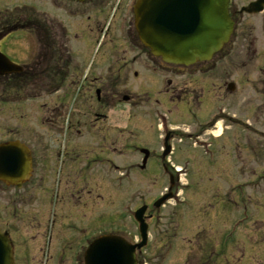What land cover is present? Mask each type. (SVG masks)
Returning a JSON list of instances; mask_svg holds the SVG:
<instances>
[{
    "label": "rangeland",
    "instance_id": "obj_1",
    "mask_svg": "<svg viewBox=\"0 0 264 264\" xmlns=\"http://www.w3.org/2000/svg\"><path fill=\"white\" fill-rule=\"evenodd\" d=\"M22 7H30L39 13H45L58 19L66 27L74 68L70 71L72 79L66 80L64 88L55 95L31 84L24 85L19 90V87L9 88L5 86V82H1L0 138L6 139L7 134L13 139L49 142V128L55 116L60 114L58 113L60 108L62 109L60 123H64L70 114L68 116L70 124L75 125L71 136L69 132L65 140L61 139L71 151L85 149L86 155L92 154L94 149L99 150V139L106 137L107 134L108 140L105 142L102 139V148L105 150L96 151V154H101L102 162L97 164L95 175L90 179L95 190L89 195L85 194L86 209L81 211L72 209L68 214H71L75 221L84 222L86 240L98 235L119 232L120 235H126L130 242H139L141 240L139 225L134 219V214L143 205L148 207L150 205L146 213L147 217L150 213L152 215V220H147L150 225L149 242L138 254L140 264H200L202 256L212 255L211 248L216 251H213V260L229 256V264H254V258L264 261V112L259 118V111L255 109L259 97L264 103V86H260L263 85V81L257 74L255 62L247 70L237 71L235 69L239 66L240 58L232 56L228 61L230 79L235 78L240 82L241 91L229 96L227 104L230 106L226 109L231 116L236 117V120L239 118L246 122L249 129L243 133L240 148L230 141L227 149L229 152L225 150L223 158L216 159V164L222 161V168H217L213 165L214 158L205 155L206 149L201 148L199 142L196 145L195 141L193 143L185 135L201 122L207 121V116H212V111L210 113V109L205 107L206 102L198 106L197 100L194 102V98H190V108L194 109L196 106V109L200 110H191L192 113L201 116L199 120H193L187 114L181 113L182 109L179 110L178 106L183 105L182 103L171 101L167 106L163 103L161 107H155L154 102L159 99L157 96L146 99L145 90L150 91V88H145V64L148 65V69L154 65L147 59L152 58L151 54L149 53L147 57L143 46L134 39V36L132 37L135 29L133 28L132 35L128 34L131 29L129 22L133 23L132 7L124 13L125 17L119 16L120 13L117 12L115 17H110L112 19L110 21L111 13L94 15V12L89 11L90 6H79L68 0H0V18L5 13L13 14L17 8ZM88 15L93 16L91 20ZM96 23L103 24L102 28L107 29L101 33ZM243 31L244 25L237 26L236 36L231 42L240 41ZM247 31L256 34L252 30ZM29 33L24 30L12 32L0 42V51L14 63L22 66L33 64L43 45L37 36ZM218 56L221 57L222 53ZM222 67L218 66L212 78L216 85H219L222 79L229 78ZM136 72L139 73V77L135 75ZM146 72L152 73L149 70ZM166 74L160 77V81L164 79L163 88L166 87L168 80ZM76 75L79 77L75 78ZM87 75L89 78L84 80ZM99 77H102L104 83L110 87H100L98 84L92 88L89 79ZM197 79L203 83L202 86L209 87L205 78ZM157 86L153 85V88ZM101 88L103 95H108L107 92L111 90L110 93L117 97L115 107H107L102 103L98 105L96 90ZM78 89L80 92L75 99ZM257 91L260 95L256 94ZM142 92L144 93L141 94ZM133 93L142 96L136 98ZM153 93L158 95L157 92ZM124 95L136 99L125 102L122 100ZM221 95L222 93L212 94L213 103L219 108L222 106L225 108L227 105L222 101ZM207 96L209 98V94ZM104 98L103 96V100ZM66 105L67 107H63ZM100 105L104 109L102 114H106L108 118L101 120L94 128L86 124L89 119H93L87 117L89 114L84 116L83 113H88V109L76 111ZM226 123H230L228 119ZM65 125L68 126L67 123ZM161 125L164 127L160 128ZM175 128H178L177 131L172 133L180 134L175 135L174 154L165 161L155 157L147 164V168L142 167L144 156L137 151V147L160 155L164 151L165 134ZM78 130L84 135H80ZM233 131L236 132L229 131L230 138ZM110 147H115L117 151L111 153ZM49 153L47 163L48 167L50 166L48 170H51L55 162ZM41 163L39 161L37 175H40L42 170ZM72 165L75 173L69 176L75 177L81 169L77 164ZM175 169L183 170L180 175L181 181L178 183L179 197H174L161 208H155L154 203L167 194L170 178L179 175ZM74 177H65L63 186L69 185L65 197L70 198L73 193L83 196L82 193L78 195L76 190L71 189ZM47 179V184L48 181H52L51 178ZM51 184L53 186V181ZM174 186L177 188V183ZM173 193L175 195V188ZM219 195L224 202L223 215L228 218L226 227L221 225L222 221L220 225H215L216 221H212V218L218 210L209 209L217 202ZM42 197L43 194L36 193L26 206L27 210H33L32 213L39 218L48 217L50 213ZM78 202L81 201H68L67 207L71 205L75 208L81 204ZM1 204L2 201L0 206ZM5 212L11 214L12 209H5ZM12 222L20 223L21 228H24V221L19 222V218L13 219ZM216 233L218 241L214 240ZM74 234L69 230L67 235L62 230L59 236L74 238L76 241L82 238ZM56 240L58 248L54 244L55 249L62 245L68 246V240L61 241L58 237ZM88 242L91 241H85L83 246L87 247ZM203 245L205 247H201ZM73 249H76V246ZM66 256L63 264H85L78 250L73 253V250L70 252L67 248ZM238 260H241V263H236ZM47 263L45 253L43 256L32 253L30 257L19 261V264ZM55 264H61L60 259H56Z\"/></svg>",
    "mask_w": 264,
    "mask_h": 264
},
{
    "label": "flooded vegetation",
    "instance_id": "obj_2",
    "mask_svg": "<svg viewBox=\"0 0 264 264\" xmlns=\"http://www.w3.org/2000/svg\"><path fill=\"white\" fill-rule=\"evenodd\" d=\"M70 1V0H68ZM72 2V1H70ZM136 0H88L83 4H77L76 2H72L73 4L77 5H83V6H90L92 12L95 14H103L106 13H112L113 11L115 13L119 12V16H124V13L128 12L129 7H132V16L134 12V5ZM83 13V12H82ZM229 13L232 19L235 21V33L237 30V26L244 25V31L241 34V40L236 42H230L228 46L225 47L224 51L222 52L221 57H215L212 61L209 62H202L197 63L191 67H181V66H168L165 65L161 59L156 58H149V51L145 49V55L148 57V61L151 62L154 67H150L148 69V65L145 64V88H150V91L145 90L144 93L145 96H147L146 99H149L151 96H157L159 99L154 102L155 107H161L163 103L167 105L171 104V101H177L179 103H182L183 105H179L178 108L181 110V113L187 114L191 119H200L201 116L199 114L194 115L191 110H196V106L194 109L190 108V98H194V102L198 103V106L200 104H203L206 102L207 109H210V113L212 111V116H207V121L201 122L199 126H196L193 128L191 132L186 133L187 138H190L193 143L195 141V144L199 142V145L201 148H205L206 152L205 155H209L214 158L213 165L217 168H222V161L220 164H216V159L223 158V152L228 149V144L232 140L233 145L241 146L240 140H243L242 136H244V132L246 129H249V125L244 122L242 119L236 120L235 125H229L226 123V120L229 117V111L228 108L230 105L228 103V98L230 95L238 94L241 91V85L240 82L237 81L235 78L230 79L231 76H229V60H231L232 56H237L240 58L239 66L235 70H241L245 71L247 70L253 63L256 64V70L258 71L259 77L262 79V84L260 86H264V0H230L229 3ZM84 14V13H83ZM123 14V15H122ZM116 15V14H115ZM93 16L88 15L89 20H91ZM125 17V16H124ZM130 23V32L128 34L134 36V39L137 40L134 31V24L132 22ZM103 24L96 23V27L102 32H104L107 28H102ZM64 28V26H62ZM62 28V30H63ZM252 30L256 34H251L250 31ZM133 32V33H132ZM247 32L248 34H246ZM132 33V34H131ZM245 33V34H243ZM258 33V35H257ZM236 34H234V37ZM54 37V34H53ZM233 37V39H234ZM61 39H64V36L61 35ZM62 40L57 41L58 45L56 43H53L54 50L58 53H62V50L64 51L66 48L65 43L61 42ZM56 45V46H55ZM58 47H60L61 51H57ZM52 54L55 56L56 54L52 50ZM66 55H69L68 51L65 52ZM134 62L136 63V60L134 59ZM222 65L224 73L229 76V78H225V80L222 79V81L219 83V85H216L213 83V76L215 74V71L218 69V66ZM150 66V65H149ZM142 69V67H141ZM56 75H61L65 73V69L60 67V73L57 72ZM149 70L152 73H147L146 71ZM143 72V71H142ZM167 73L168 80L166 81V87L163 88L164 83L163 80L160 81V77H163L164 74ZM143 74V73H142ZM137 77H139V73H135ZM79 75H76L75 77H78ZM102 77H99L97 79L91 78V81L89 82L92 88L94 86H97L99 84L100 87L106 86L110 87L109 84L104 83V81L101 79ZM197 78H205L207 84H209V87L202 86L203 83L198 81L200 79ZM152 80V83H151ZM153 85H158L157 88H153ZM161 85V88H160ZM260 89V87H259ZM97 90H99V95L97 97ZM96 90V100L99 104H105L107 107H115L116 105V99L117 97L115 95H112L109 90L107 92L108 95H103V90L97 89ZM152 91V92H151ZM106 92V91H104ZM153 92H157L158 95H155ZM221 94V99L225 103V108L222 106L219 108V106H216L215 103H213V97L212 94ZM115 94V93H114ZM134 94V93H133ZM141 94H134L136 95V98H140L142 96ZM209 94V98L207 96ZM257 95H260V92H256ZM103 96L105 97L103 100ZM108 97V99H106ZM125 98H129V101H134L136 98L130 97L129 95H124L122 97V100ZM208 98V99H204ZM262 98V97H261ZM145 99V100H146ZM211 101H210V100ZM258 103L255 105V109L259 111L258 117H262V112H264V103L263 101L259 99L257 100ZM146 103V101H145ZM149 103V102H148ZM175 103V102H174ZM173 104V103H172ZM186 105V106H184ZM62 106V105H60ZM64 107V106H63ZM88 109V113H83L84 116H87L86 114H89L87 117H91L93 119H89V121L86 123L91 128L97 127L100 121L105 120L107 117L106 114L103 113V106H96L94 107H86L85 109H76V111L81 112ZM106 110V109H105ZM62 109H59L60 114L56 115L53 123H51L50 129V137L48 138L49 142L46 141V143L40 142L39 140L34 139L32 141L31 139L27 141V139H13L11 138V135L5 134L7 137L6 139L0 138V145L11 142V141H18L22 145L26 146L29 149L30 157H31V166L32 169L30 171V174H27L24 176V178L18 180V184L15 185H8L3 180H0V202L2 201L3 204L0 206V230L6 236L9 240V246L11 249V256H12V264H19V261L28 258L32 255V253H35V255L39 254L40 256H43L45 253L46 260L48 258L47 264L56 263V259H60V263H65V258H67V248L73 250V253L75 250H78L79 255L82 254V257H85V252L89 244L95 240V237H93L91 240H86L87 236L86 229L84 222L81 220L75 221L73 218H71V214H69V211L72 209H77L78 211L85 210L86 204H85V194L87 195L91 194L93 190H95V187L90 183V179L95 175L94 170L98 163L102 162V156L101 154H96V151L98 150L94 149V153H90L88 155L85 154V149H78V151H71V148L66 144V142L63 144L62 140L66 137H68V133L73 131L75 125L74 123L70 124V119L68 122V126L65 128L63 126V123H60L59 119L61 115ZM217 112V113H216ZM202 113V111H201ZM221 116V117H220ZM80 123V121H79ZM105 124V123H104ZM248 126V127H247ZM69 128V130H67ZM101 130V127L99 128ZM233 131V135L230 138L229 137V131ZM78 133L81 135H84V133L81 132V130H78ZM101 134V132H100ZM180 133H169V137L173 141L176 136H178ZM176 135V136H175ZM106 137H103L102 139L106 142L107 134H105ZM102 139H99V152H103L105 149L102 148ZM61 140V141H59ZM52 141V142H51ZM57 141V142H56ZM51 142V143H50ZM56 142V143H55ZM114 144V143H112ZM196 148H198L196 146ZM240 148V147H239ZM199 149V148H198ZM142 148L137 147V151L142 153ZM110 151H117L115 147H110ZM228 151V150H227ZM48 152L50 158L53 159L55 162L54 168L52 167L51 170L50 166L48 167L47 160L48 158ZM229 152V151H228ZM174 152L172 153V155ZM155 157H158V159H162L165 161V157L161 154H153V151L150 152V156L148 158V163L150 160L155 159ZM144 158V157H143ZM39 161L41 163L42 170L40 171V175H37V169L39 168ZM77 164L79 165L81 171L78 175L69 176L74 174V168L73 165ZM110 163L112 164L111 160ZM84 164V167L82 168V165ZM227 173V172H226ZM225 173V175H226ZM52 174V175H51ZM224 175V176H225ZM23 174H21L20 177H22ZM173 176V175H172ZM223 176V171H222ZM66 178H73L72 179V188L78 192V195L82 193V197L76 194H71V197H65V192L68 190L69 185H64V181ZM47 178H51L53 181V186L51 182L48 181L47 184ZM175 183H177V188H175V197L177 196L178 189V183L180 180V175L176 174L175 178L171 177ZM51 184V185H49ZM68 184V182H67ZM89 192V193H88ZM36 193L43 194L44 205L49 209L50 211L49 216L45 218H39L36 216L35 213H32V211L27 210L26 206L27 203H30ZM179 197V196H177ZM222 196H218L216 199L217 202H214L213 205H211L209 209H215L220 211H215V214L212 218V221H216L215 225L218 226L221 225L226 227L228 218L224 217L223 213H225V207L224 202L221 198ZM82 198V200H81ZM72 202L73 200L81 201L78 203H81L79 206H76L75 208L71 205L67 207L68 201ZM93 200V199H92ZM45 203H48L49 205H46ZM150 207V205H149ZM5 209H12L11 214H6ZM62 211V212H61ZM222 218H221V216ZM150 220H152V215L148 216ZM15 218H19V222L24 221V228H21L20 223H13L12 220ZM23 229L25 230L23 232ZM63 230V232H66L68 235V231L71 230L74 232V235H79L82 237L79 241H76L73 239H67L63 238L60 235V232ZM222 230V229H221ZM30 233H28V232ZM223 231V230H222ZM112 234V233H111ZM119 233H115L114 235H117ZM200 234V233H198ZM125 235V234H124ZM99 236V235H98ZM119 236V235H118ZM123 236V235H121ZM126 236V235H125ZM123 236V237H125ZM59 238L61 241H67V245H62L59 247V249H55L54 244H56L57 248V240L56 238ZM127 237V236H126ZM125 237L127 241L130 242ZM214 240L218 241V234L216 233ZM85 241H91L88 242L87 247L83 246V243ZM76 246V249H73V247ZM218 246V245H217ZM205 247V245L201 246ZM212 247V245H211ZM213 251H215L213 248H211ZM211 252L209 256L205 257L202 256L199 260L200 264H229L230 258L229 256L223 257L222 259L216 258V260H213L214 253ZM216 252V251H215ZM28 254V255H27ZM223 254V253H222ZM60 257V258H59ZM218 257V256H217ZM22 258V259H21ZM254 264H264V261L254 258ZM139 262V258H138ZM236 263H241V260H238ZM140 264V263H139Z\"/></svg>",
    "mask_w": 264,
    "mask_h": 264
},
{
    "label": "water",
    "instance_id": "obj_3",
    "mask_svg": "<svg viewBox=\"0 0 264 264\" xmlns=\"http://www.w3.org/2000/svg\"><path fill=\"white\" fill-rule=\"evenodd\" d=\"M83 3L86 0H75ZM230 0H138L134 9L135 27L140 42L156 58L168 65L189 67L211 60L230 41L234 22L228 12ZM23 67L0 53V76L17 74ZM169 150V148H168ZM168 150L165 153L168 154ZM146 164L148 152L145 151ZM29 151L19 143L0 145V179L9 184L31 169ZM169 192L157 203L159 208L172 199ZM147 206L135 213L141 243L131 245L122 238L103 236L88 249L86 264H137L136 250L147 245L149 226ZM8 251L4 254V248ZM7 239L0 232V264H10Z\"/></svg>",
    "mask_w": 264,
    "mask_h": 264
},
{
    "label": "trees",
    "instance_id": "obj_4",
    "mask_svg": "<svg viewBox=\"0 0 264 264\" xmlns=\"http://www.w3.org/2000/svg\"><path fill=\"white\" fill-rule=\"evenodd\" d=\"M49 23L51 24L46 16L39 15L35 11L26 8L18 9L13 14L6 13L0 18V36H3L10 30L23 29L37 36L43 45L37 62L28 67L23 73L6 78L5 86L11 88L19 87L20 90L24 85L31 84L48 92L56 91L63 86L65 82L64 77L67 72L61 74L59 70L60 67H63L66 71L71 61L66 56H60L56 59L52 54L53 43H56V39L53 40L52 38L53 34L57 37V33ZM57 28L58 33L65 37V32L61 26L57 25ZM55 69L62 75V78L50 75L56 72Z\"/></svg>",
    "mask_w": 264,
    "mask_h": 264
},
{
    "label": "bare ground",
    "instance_id": "obj_5",
    "mask_svg": "<svg viewBox=\"0 0 264 264\" xmlns=\"http://www.w3.org/2000/svg\"><path fill=\"white\" fill-rule=\"evenodd\" d=\"M6 251H8L7 247L4 248V254H6Z\"/></svg>",
    "mask_w": 264,
    "mask_h": 264
}]
</instances>
